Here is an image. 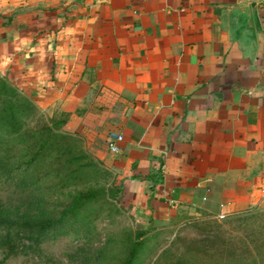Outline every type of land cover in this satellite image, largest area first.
<instances>
[{
  "label": "crops",
  "instance_id": "0c3cea01",
  "mask_svg": "<svg viewBox=\"0 0 264 264\" xmlns=\"http://www.w3.org/2000/svg\"><path fill=\"white\" fill-rule=\"evenodd\" d=\"M0 71L143 214L264 207V0H0Z\"/></svg>",
  "mask_w": 264,
  "mask_h": 264
},
{
  "label": "rangeland",
  "instance_id": "374dc122",
  "mask_svg": "<svg viewBox=\"0 0 264 264\" xmlns=\"http://www.w3.org/2000/svg\"><path fill=\"white\" fill-rule=\"evenodd\" d=\"M0 77L18 90L4 71ZM21 94L31 100L27 93ZM39 116L55 133L67 134L62 128L63 116L50 118L40 110ZM31 127L38 128L37 124ZM74 138L70 149L79 152L76 158L80 161L72 167L77 172L65 187L55 188L68 175V171L59 173L54 163L56 151L37 168V175L54 176L31 192L26 189L28 180L12 182L0 175L1 222L7 218L18 222V216L34 221L54 217L80 192H94L96 198L80 223L73 228L66 226L41 245L19 243L15 229L10 231L13 241L5 245L6 233L1 226L0 264H123L129 247L138 241L142 249L135 264H264V207L230 209L223 220H218L217 214L177 211L162 215V220L152 218L133 202L125 190V179L116 178L114 171ZM68 145L56 150L61 149L64 158L73 160L67 155Z\"/></svg>",
  "mask_w": 264,
  "mask_h": 264
},
{
  "label": "trees",
  "instance_id": "16d2710c",
  "mask_svg": "<svg viewBox=\"0 0 264 264\" xmlns=\"http://www.w3.org/2000/svg\"><path fill=\"white\" fill-rule=\"evenodd\" d=\"M33 124H37L38 128L32 129ZM52 127L39 116V110L31 100L0 77V175L3 174L6 180L12 182L18 178L28 180L26 189L31 192L40 187L47 177L54 176L53 173L37 175V168L48 159L50 153L56 151L54 163L60 172L58 169L56 171H68V175L63 174L66 178L63 177V181H59L55 188L59 185L65 187L69 178L77 172L72 167L80 161L76 158L79 152L70 149L71 143L75 141L73 136L57 134ZM65 145H68L67 155L73 160L64 158L65 153L61 149L56 150V147ZM95 198L94 192H80L57 215L44 220L34 221L29 217L21 219L18 216V222L8 218L1 222L3 217L0 216V228L3 226L6 233L4 244L11 243L10 231L15 229L14 237L19 243L28 241L30 245H41L60 234L66 226L73 228L80 223L85 209ZM141 249L140 241L133 242L123 264H135Z\"/></svg>",
  "mask_w": 264,
  "mask_h": 264
},
{
  "label": "built area",
  "instance_id": "2783aa9c",
  "mask_svg": "<svg viewBox=\"0 0 264 264\" xmlns=\"http://www.w3.org/2000/svg\"><path fill=\"white\" fill-rule=\"evenodd\" d=\"M122 137L121 136H112L111 140L108 143L109 150L111 152H117L118 151V143L122 142ZM229 215V210L227 206L221 205L220 206V211L217 214L216 218L218 220H223Z\"/></svg>",
  "mask_w": 264,
  "mask_h": 264
}]
</instances>
